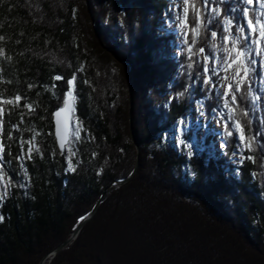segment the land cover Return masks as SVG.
<instances>
[{
  "label": "trees",
  "instance_id": "obj_1",
  "mask_svg": "<svg viewBox=\"0 0 264 264\" xmlns=\"http://www.w3.org/2000/svg\"><path fill=\"white\" fill-rule=\"evenodd\" d=\"M78 1L0 0V97L20 94L27 98L21 105L27 102L34 108L29 113L22 107L3 106L0 141L6 146L3 167L7 174L0 194L5 190L8 194L0 202V264H38L68 237L80 217H86L106 187L94 216L45 264H264V85L258 83V67L250 85L258 99L253 103L249 97L233 106L249 114L238 116L246 136L261 133L253 150H243L240 154L245 158L233 165L229 157L237 143L234 132L218 156L198 153L200 149L185 135L181 139L193 147L189 157L188 150L174 144L168 134L178 119L189 118L201 98L206 112L214 104L218 107L217 93L205 92L207 85H201L203 60L197 50L203 47L201 55L212 57L210 31L218 32L216 43L220 45L222 29L213 25L204 31L193 53H188L183 38L176 45L171 31L153 32L167 0H87L83 16ZM80 1L82 5L86 2ZM87 10L92 11L93 20ZM238 22L246 28L242 17ZM171 47L180 50L178 56L169 52ZM97 61L109 65L107 75L100 76L95 70ZM189 62L193 70L183 66ZM129 65L134 105L138 106L132 126L139 162L132 179L109 186L130 172L136 155L127 124ZM74 72L77 99L71 143L60 151L51 113L63 104L66 80ZM54 75L65 79L54 81ZM29 84L35 86L29 89ZM185 85L190 94L171 103L169 98L162 100L165 94L174 97ZM76 120L84 129L79 140L74 135ZM12 124L19 131L11 129ZM9 130L15 138L12 141L7 138ZM34 132L39 133L35 143L40 153L24 161L25 177L14 159L19 152L16 141L32 139ZM24 148L26 154L27 145ZM69 148L76 153L72 158L75 172L67 171L64 157ZM249 155L254 160L246 159ZM9 175L15 185L25 186L6 187ZM182 212L202 220L201 224L190 222L204 232L191 234L187 226L184 231ZM179 215L182 218L175 225L172 219ZM169 221L173 226H164ZM221 242L225 253L217 251ZM208 248L213 251L209 259L205 255Z\"/></svg>",
  "mask_w": 264,
  "mask_h": 264
},
{
  "label": "snow or ice",
  "instance_id": "obj_2",
  "mask_svg": "<svg viewBox=\"0 0 264 264\" xmlns=\"http://www.w3.org/2000/svg\"><path fill=\"white\" fill-rule=\"evenodd\" d=\"M182 3V10L177 15L178 23L176 28L179 29L180 35L183 37L184 50L188 53H193V45H195L204 31L211 29L213 25L216 28L222 29L221 40L224 45L223 48H219L216 43V38L218 32L215 30L210 31L212 37L209 47L214 51H222L223 58L222 63L217 64L213 59L211 65L209 64V57L207 55L202 57L203 60V84L208 87L204 89L205 92L214 90L217 85L213 83L210 78L211 76L217 75V69L224 72L223 77L218 79L223 85L222 95L220 100L222 101V107L226 110L227 121L223 122V138L225 141L229 137L233 136V131L230 129H235V132L239 134L240 146L237 147L236 152L247 150L251 152L253 150V144L256 142V136H260L259 131L256 132L255 136H246L244 133V127L240 123L238 116L248 117V112L244 109L233 107L237 104V93H241L242 90L246 89L245 95L241 96V99H246L249 97L253 98V103L258 97L252 92L251 82L253 76L256 74V68L259 66V69L264 73V0H180ZM256 6L253 11L250 12V8ZM176 7H179V4H175L173 11ZM238 17H242L243 21L246 24V28L238 22ZM189 36L191 37L189 39ZM205 49L203 47L197 50L198 53H203ZM2 52V50H0ZM251 54H254L251 55ZM254 57H258L256 59ZM191 60V56H189ZM187 69L193 70V63L189 62L186 65ZM77 69L78 71H81ZM195 76L197 79L200 78L199 71H195ZM76 73L74 72L71 77L67 78L66 84L67 89L63 91V106L58 107L55 111L51 113V116L55 122V138L56 143L59 146L60 150L65 149L66 144H70L69 132L67 130V125H65L64 131L62 133L61 129V120L59 117L62 113L66 114L65 119L71 120L72 115L75 112L74 102L77 99L75 94V84ZM65 78L61 75H54L52 80L61 81ZM196 81L193 80V83ZM88 83V81H84ZM258 83L264 85V75L258 77ZM35 85L29 84L28 87L31 89ZM243 86V87H242ZM53 88L56 87L55 84L52 85ZM191 90L188 85L184 86L183 91L177 92L174 97H169V102L173 99H182L184 95L190 94ZM27 98L16 94L11 98L4 99L0 97V134H3L4 131V114H5V105L10 106L12 109L24 108L27 109L29 113L34 111V108L31 104L25 102L21 105L22 100ZM199 108L198 111L200 115L203 116L204 113L201 111L204 105L202 101H197ZM212 112L218 117H223L224 112L218 108H212ZM23 117L24 113H20ZM20 123H23L21 119ZM76 128L74 129V135L77 140L80 139V132L83 131V126L79 120L75 122ZM186 120L181 118L176 121L175 131L180 133L182 131V126L186 127ZM249 125L251 126V120H249ZM11 129L19 131L17 124H12ZM39 133L34 132L32 139L29 140H18L16 141L19 145V152L15 155L14 159L18 162L20 172L24 173V176L27 177L28 173L24 167L25 160H31L33 158V153H40L39 147L35 143V137ZM8 140L12 141L15 138L11 130L7 133ZM177 146H182L184 149H187V155L192 156L190 150V145L185 142V140L180 139V136H176ZM24 145H27L26 154ZM221 148H225L226 143H221ZM6 146L3 141H0V185L4 184V177L7 174L6 169L3 167ZM235 154V153H234ZM8 155H11L9 152ZM76 155L75 152H72L69 148V155L65 156V162L67 163V171L75 172L76 168L73 163V157ZM95 157L96 153H92ZM245 157H241L243 159ZM248 160H254V158L249 155L246 157ZM20 172H17L16 175H19ZM97 175H100V172H97ZM24 187L25 185H15L11 175H9L8 183L6 187ZM7 191L3 194H0V202H3L4 197L7 196ZM82 220L83 217H80ZM0 221H3V217L0 216Z\"/></svg>",
  "mask_w": 264,
  "mask_h": 264
},
{
  "label": "rangeland",
  "instance_id": "obj_3",
  "mask_svg": "<svg viewBox=\"0 0 264 264\" xmlns=\"http://www.w3.org/2000/svg\"><path fill=\"white\" fill-rule=\"evenodd\" d=\"M78 2H79L78 4H80L79 5V8H78V4H77V8L79 10V14L83 16L84 15V11L83 10H84V8L86 9V4L88 3V1L86 0V2L84 3V5H82V2L80 0ZM175 4H179V7H176L175 10L173 11L172 9H173V7H174ZM166 6H167L166 10H163L160 13L159 18H158V21L156 22L157 23L156 24V29H154L153 32L156 35H161V33H167L168 32V31L166 32L165 30L171 31V33L174 35L173 36L174 43L177 45L180 42V38L179 37L183 38L180 35L179 29L176 28V24L178 23L177 15L182 10V3H180V0H167V5ZM93 12H94V10H93ZM86 13L93 20L92 11L88 12V10H87ZM82 45H83V47L86 48L85 44H82ZM217 46L219 48H223L224 47L223 44H220V45H217ZM169 52L171 54H173L174 57H176V56L179 55L180 50L177 49L176 47H171L169 49ZM198 55H199V57L205 56V55H201V53L198 54ZM223 55L224 54H223L222 51H214L213 50L212 57H211V55H207L209 57V64L211 65L213 59L217 62V64H221L223 62L222 61ZM257 59H259V58H257ZM201 60H202V58H201ZM102 63L99 62V61H97V67L98 68L95 67V70H97L99 72V75L100 76H103L102 74L107 75L108 71L110 70V67H109L108 64L106 66V65H103ZM180 66H181V63L179 64L178 67H180ZM183 66H186V65L183 63ZM257 67H258V71H260L259 66H257ZM187 70H189V69H187ZM209 75H210V78L213 81V83L215 85H217V87L214 88V91L217 93V95L219 97V101L217 102L218 103V107H216V108H218L222 112H224V116L223 117H218V116H216L215 113L212 112V108H215V104H214V106L210 107L211 109L208 110V112L205 111L206 108L204 106L203 109H201V111H203L204 115L201 116L200 115V112L198 111L199 105L196 102V104L194 105V108H193L192 113L190 114L189 118L185 119L186 122H187L186 127H183L182 126V131L180 133H177L175 131V127H176V125H175V127L172 130V132H170L168 134V137H170L172 140H174V144L177 145V142H176V139H175L176 136L179 135L180 136V139H181L182 137H185V135H186V137L188 136V138H190V141L191 142H194L195 143V146L197 147V149H200V150H197L198 153H199V151H204L207 156H211V155L218 156V155H220L223 152V148H221V146H220L221 143H225V140L223 138V122L222 121H227L226 110L223 109V107H222V101L220 100V96L222 95L223 85H222L221 81L218 78L219 77H223L225 75V73L222 72V71H220V69L218 68L217 69V75L216 76H211V73H209ZM262 75H264V73H262L260 71L258 77H260ZM202 78H201V85L203 84V79ZM131 85H132V81H131ZM131 89H132V86H131ZM131 92H132V90H131ZM236 95H237V105L239 104V102H240V104H243V102H241L243 100L240 97L243 96V95H245L244 91H242L241 93H237ZM169 96H170V94H165L162 97V100L165 101L166 98L167 99L169 98ZM198 101H202L203 102V98H201ZM72 117H73V115H72ZM131 119H132V117H131ZM72 122H73V120H72ZM127 124H128V118H127ZM72 125H73V123H72ZM71 129H72V127H71ZM230 130L233 131L236 134V138H237V143L233 146L234 147V150L232 151V154L229 157L230 158V163H233V165H237V164L239 165L241 163V160H240L241 159V154L240 153L243 152V151L236 152L237 147L240 146L239 134L235 132V129H230ZM70 132H71V130H70ZM188 133H191V134L188 135ZM69 137H70V135H69ZM130 137H131V135H130ZM192 138H194L193 141H192ZM206 139L208 141H206ZM206 142H207V144H206ZM137 143H138V141H137ZM66 146H67V144L65 145V148H66ZM190 147L193 148L192 146H190ZM191 152H192V150H191ZM135 160H136V155H135ZM135 160H134V163H133V166L131 167V169L135 165ZM127 175L128 174H126V176ZM134 175H135V173L132 175V177ZM132 177L130 179H132ZM130 179H128L125 183H127ZM113 181H115V180H113ZM125 183H123V184H125ZM0 186L3 187L4 184L3 185H0ZM119 186H121V185H119ZM104 190L106 191V188H104ZM104 194H105V192H104ZM186 214H188V215H186ZM184 215H185V217H183V218L180 215L179 216H176L175 219H172L173 220V223H175V225L178 224L179 222H177V220L180 221L181 218H182V219H184V222H185V227H183V230L184 231L187 232V230H186V226H187V228H190V232L189 233H191V234H194L195 235V234H197V232H204V231H197V229H198L196 227L197 225L196 224H193L192 222H190V220H192V221L196 220L194 222L201 224L200 222L202 220H200L199 218L195 217V214H191V212L190 213H187L186 212ZM171 222L169 221L168 223L164 224V226H168V227L173 226L172 225L173 223H171ZM186 223H187V225H186ZM84 224L82 225V227L84 226ZM77 225H78V223H77ZM82 227L80 228V230L82 229ZM204 230H209V229L206 228ZM69 235H68V237H69ZM201 235L199 234V237H202ZM75 238H73L72 240H74ZM71 241L69 243H71ZM222 246H223V243L221 242L219 244V247H216L218 252H222V253L224 252V248H222ZM207 250L208 251H206V254L205 255H206V258L209 259V256L208 255L212 254L213 251H212L211 248H208ZM42 257H41V259H42ZM209 262L213 263L214 261L212 260V261H209Z\"/></svg>",
  "mask_w": 264,
  "mask_h": 264
},
{
  "label": "water",
  "instance_id": "obj_4",
  "mask_svg": "<svg viewBox=\"0 0 264 264\" xmlns=\"http://www.w3.org/2000/svg\"><path fill=\"white\" fill-rule=\"evenodd\" d=\"M128 88H127V99H128V108H127V118H128V129L131 135V139L133 141L134 144V148L136 151V160H135V165L134 167L131 169L130 173H128L127 176L122 177L120 179H116L115 181L112 182V184L119 186L122 185L123 183H125L128 179H130L132 177V175L135 173L138 162H139V146L137 143V140L135 139V136L133 134V129L131 126V71L130 69H128ZM62 105H60V107H62ZM56 110V109H55ZM54 110V111H55ZM66 114L62 113L61 116L59 117V119L61 120V129H62V133L64 131L65 125H67V130L70 133V124H71V120H66L65 119ZM53 133H54V137H55V122L53 119ZM56 141V138H55ZM57 144V143H56ZM58 149L60 150L59 146L57 145ZM61 151V150H60ZM97 203V202H96ZM97 204H94V207L90 210V212L86 215V217H84L77 225V227L70 233L69 237H67L64 241H62L61 243H59L58 245H56L53 250L49 251L47 254H45L42 259L39 261L38 264H44L47 260H50L52 258V256L54 254H56L58 251H60L61 249H63L73 238L76 237L78 231L80 230V228L82 227V225L90 218L92 212L94 211L95 207Z\"/></svg>",
  "mask_w": 264,
  "mask_h": 264
},
{
  "label": "bare ground",
  "instance_id": "obj_5",
  "mask_svg": "<svg viewBox=\"0 0 264 264\" xmlns=\"http://www.w3.org/2000/svg\"><path fill=\"white\" fill-rule=\"evenodd\" d=\"M110 13H111V12H110ZM110 13H109V14H110ZM107 17H108V16H107ZM109 17H110V16H109ZM86 20H87V19H86ZM134 25H135V24H134ZM92 26H93V24H92ZM112 26H113V25H112ZM120 26H121V25H120ZM159 37H160V36H159ZM160 38H161V37H160ZM132 39H133V38H132ZM107 44H108V43H107ZM123 45H124V44H123ZM126 46H127V45H126ZM107 47H108V46H107ZM122 49H123V48H122ZM124 58H125V57H124ZM166 64H167V63H166ZM72 65H73V64H72ZM129 69H130V71H131V67H130V65H129ZM178 70H179V69H178ZM97 76H98V75H97ZM133 76H135V75H133ZM131 79H132V78H131ZM136 80H137V79H136ZM136 84H137V83H136ZM131 86H132V85H131ZM139 86H140V85H139ZM132 87H133V86H132ZM135 87H136V86H135ZM135 87H134V88H135ZM140 87H141V86H140ZM153 87H154V86H153ZM158 87H159V86H158ZM138 88H139V87H138ZM144 88H145V87H144ZM140 89H141V88H140ZM152 89H153V88H152ZM131 90H133V89H131ZM160 91H161V90H160ZM133 93H134V92H133ZM137 93L139 94L140 92L138 91ZM141 93H142V92H141ZM138 96H139V95H138ZM133 97H134V96H133V94H132V92H131V103H132V106H131V109H132V110H131V117H132V115H133V113H134V110L138 109V106H135V105H134L135 102H134V98H133ZM135 97H136V96H135ZM143 97H144V96H143ZM141 99H142V98H141ZM136 100H137V98H136ZM139 100H140V99H139ZM144 100H146V99H144ZM172 101H173V100H172ZM172 101H171V102H172ZM142 102H143V101H142ZM171 102H170V103H171ZM148 103H149V102H148ZM141 104H142V103H141ZM141 104H140V105H141ZM146 104H147V103H146ZM140 105H139V106H140ZM147 105H148V104H147ZM148 106H149V105H148ZM59 107H60V106H59ZM142 107H143V106H142ZM142 107H141V108H142ZM145 107H147V106L145 105ZM57 108H58V107H57ZM57 108H56V109H57ZM134 108H135V109H134ZM143 108H144V107H143ZM147 108H148V107H147ZM139 109H140V107H139ZM145 109H146V108H145ZM54 110H55V109H54ZM54 110H53V111H54ZM140 110H141V114H145V110H143V109H140ZM140 110H139V111H140ZM147 113H148V111H147ZM149 113H150V112H149ZM123 114H124V113H123ZM152 115H153V114H152ZM168 115H169V114H168ZM152 117H154V116H152ZM135 118H136V117H135ZM123 119H124V118H123ZM136 119H137V118H136ZM153 119H156V118L154 117ZM162 119H163V118H162ZM82 120H83V119H82ZM132 120H133V119H131V126H132ZM52 121H53V117H52ZM119 121H121V120H119ZM205 121H206V120H205ZM123 122H124V121H123ZM155 122H156V121H155ZM152 123H153V121H152ZM143 125H144V124H143ZM53 127H54V125H53ZM71 127H72V117H71L70 130H71ZM139 127L142 128L143 126H142V127L139 126ZM133 128H134V127L132 126V129H133ZM147 129H148V128H147ZM140 130H141V129H140ZM189 132H190V131H189ZM53 134H54V133H53ZM69 134H70V133H69ZM133 134H134V136H135V139H137L134 130H133ZM189 134H191V133H189ZM70 135H71V134H70ZM183 136H184V135H183ZM69 138H70V137H69ZM137 141H138V140H137ZM188 144H189V143H188ZM56 145H57V144H56ZM76 146H77V145H76ZM73 150H74V149H73ZM150 153H151V152H150ZM192 154H193V153H192ZM58 157H59V156H58ZM117 157H118V156H117ZM194 158H195V157H194ZM59 161H60V160H59ZM240 167H241V166H240ZM145 168H146V167H145ZM136 170H137V168H136ZM120 171H121V170H120ZM135 172H136V171H135ZM227 177H228V176H227ZM158 180H159V179H158ZM89 181H90V180H89ZM52 184H53V183H52ZM209 185H210V184H209ZM109 186H115V185L112 184V183H110ZM96 188H97V187H96ZM106 188H107V187H106ZM212 188H213V187H212ZM50 189H51V188H50ZM101 189H102V188H101ZM163 189H165V188H163ZM81 192H82V191H81ZM104 192H105V190H104V191L99 195V197L97 198V200H96L97 203H96V202L94 203V204H97V205H96L94 211L92 212L90 218H92V217L94 216V214H95V212L97 211L99 205L101 204L102 199H103V196H104ZM175 195H176V194H175ZM108 199H109V198H108ZM175 199H176V198H175ZM105 200H106V198H105ZM120 200H121V199L119 198V201H120ZM111 202H112V201H111ZM114 205H115V204H114ZM115 206H116V205H115ZM93 207H94V205L92 206V208H93ZM203 207H204V206H203ZM83 208H84V207H83ZM92 208H91V209H92ZM56 210H57V209H56ZM64 210H65V209H64ZM106 211H107V210H106ZM115 212H117V211H115ZM98 213H99V212H98ZM101 214L104 215L102 212H101ZM101 214H100V215H101ZM105 214H106V213H105ZM129 214H130V213H129ZM100 215H99V216H100ZM109 215H110V214H109ZM104 216H105V215H104ZM110 216H111V215H110ZM107 217H108V216H107ZM90 218H89V219H90ZM89 219H88V220H89ZM110 219H111V217H110ZM88 220H87V221H88ZM52 221H53V220H52ZM114 221H118V220H114ZM114 221H113V222H114ZM66 223H67V222H66ZM114 223H115V222H114ZM114 223H113V224H114ZM121 223H122V222H121ZM68 224H69V223H68ZM111 224H112V223H111ZM123 226H124V225H123ZM117 227H118V225H117ZM120 227H122V226L120 225ZM120 227H119V229H120ZM45 229H46V228H45ZM124 229H125V228L123 227V230H124ZM123 230H122V231H123ZM80 231H81V230H80ZM80 231H78V232L80 233ZM124 231H125V230H124ZM119 232H121V231H119ZM4 233H5V232H4ZM35 233H36V232H35ZM79 233H77V235H78ZM241 233H242V232H241ZM49 235H50V234H49ZM60 235H61V234H60ZM77 235H76V236H77ZM25 237H26V236H25ZM46 238H47V237H46ZM48 238H49V237H48ZM52 238H53V237H52ZM263 240H264V239H263ZM48 241H49V240H48ZM1 242H2V241H1ZM34 242H35V240H34ZM56 242H57V241H56ZM258 242H259V241H258ZM41 244H42V243H41ZM250 244H251V243H250ZM3 246H4V245H3ZM44 250H45V249H44ZM47 250H48V249H47ZM52 250H53V249H52ZM36 251H37V250H36ZM45 251H46V250H45ZM39 252H40V251H39ZM34 253H35V252H34ZM47 253H48V252H47ZM47 253H46V254H47ZM259 253H260V252H259ZM39 254H40V253H39ZM54 255H55V254H54ZM7 257H8V256H7ZM19 258H20V257H19ZM38 258H39V257H38ZM85 259H86V257H85ZM37 260H38V259H37ZM100 261H101V259H100ZM238 261H239V260H238ZM9 262H10V261H9ZM101 263H102V262H101ZM64 264H65V263H64ZM99 264H100V263H99ZM103 264H104V263H103Z\"/></svg>",
  "mask_w": 264,
  "mask_h": 264
}]
</instances>
